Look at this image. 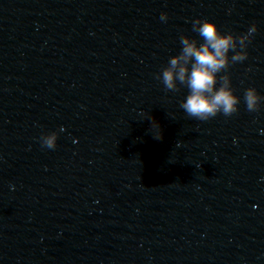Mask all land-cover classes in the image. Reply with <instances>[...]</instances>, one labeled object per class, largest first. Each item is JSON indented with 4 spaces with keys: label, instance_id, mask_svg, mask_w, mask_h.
<instances>
[{
    "label": "clouds",
    "instance_id": "clouds-1",
    "mask_svg": "<svg viewBox=\"0 0 264 264\" xmlns=\"http://www.w3.org/2000/svg\"><path fill=\"white\" fill-rule=\"evenodd\" d=\"M167 19V13L162 12L160 20L166 22ZM191 24V31L199 40L181 34L179 53L170 56L167 65L154 78L163 84L166 92L175 93L181 87L188 90L180 108L189 118L208 121L217 115L231 117L238 113L241 98L235 94L229 69L248 59L247 49L258 31L257 25L253 23L246 32L236 34L222 32L209 19L196 18ZM243 101L248 112H259L264 95L249 86L244 89ZM63 131L61 126L57 131L42 134L41 147L54 150Z\"/></svg>",
    "mask_w": 264,
    "mask_h": 264
}]
</instances>
